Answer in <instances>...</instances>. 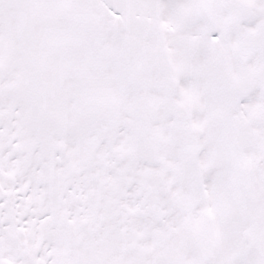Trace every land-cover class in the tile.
<instances>
[{"label":"snow or ice","instance_id":"obj_1","mask_svg":"<svg viewBox=\"0 0 264 264\" xmlns=\"http://www.w3.org/2000/svg\"><path fill=\"white\" fill-rule=\"evenodd\" d=\"M0 264H264V0H0Z\"/></svg>","mask_w":264,"mask_h":264}]
</instances>
